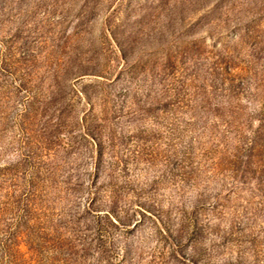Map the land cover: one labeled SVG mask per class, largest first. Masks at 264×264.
<instances>
[{
  "label": "rangeland",
  "instance_id": "rangeland-1",
  "mask_svg": "<svg viewBox=\"0 0 264 264\" xmlns=\"http://www.w3.org/2000/svg\"><path fill=\"white\" fill-rule=\"evenodd\" d=\"M0 264H264V0H0Z\"/></svg>",
  "mask_w": 264,
  "mask_h": 264
}]
</instances>
